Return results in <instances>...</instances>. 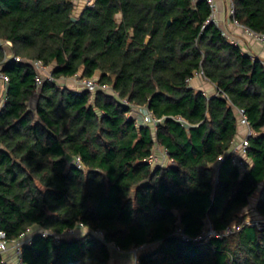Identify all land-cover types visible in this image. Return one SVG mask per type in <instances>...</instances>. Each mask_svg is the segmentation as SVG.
I'll return each instance as SVG.
<instances>
[{
    "label": "trees",
    "instance_id": "1",
    "mask_svg": "<svg viewBox=\"0 0 264 264\" xmlns=\"http://www.w3.org/2000/svg\"><path fill=\"white\" fill-rule=\"evenodd\" d=\"M232 1L237 22L264 32V0ZM76 7L0 0V43H11L0 44L10 78L0 108V230L11 242L31 238L23 263L108 264L114 250L144 246L139 264H264V229L245 223L253 198L264 216V62L211 21L208 0H95L75 16ZM33 60L55 81L37 87ZM197 71L229 99L191 87ZM97 73L111 92L65 83ZM139 107L163 119L156 131L136 124ZM235 107L256 132L246 170L229 155ZM157 143L172 163L152 164ZM232 224L241 228L208 241L177 233L197 238Z\"/></svg>",
    "mask_w": 264,
    "mask_h": 264
},
{
    "label": "built area",
    "instance_id": "2",
    "mask_svg": "<svg viewBox=\"0 0 264 264\" xmlns=\"http://www.w3.org/2000/svg\"><path fill=\"white\" fill-rule=\"evenodd\" d=\"M94 1L95 0H87L85 6H93ZM208 3H209L210 8L212 10L211 21L214 22V16L213 15H214V12L216 11V2H215V0H208ZM234 11H235V6H234L233 1L231 0L230 12H231L232 16L234 15ZM235 23L237 25L241 26L244 29V31L248 34V36H250V37L254 38L255 40L260 41L262 43L264 42V32H257L255 30L251 29L250 27L237 22L236 20H235ZM0 44L4 45V46H10L11 45V43L8 41L2 42ZM8 59L13 60V61H18V62H22L24 60L20 56H16V55L7 56V60ZM32 63L38 69V74L36 75V86L37 87H40L41 84L46 80L55 81V78L51 72V68L49 66L45 65L43 63V61L33 60ZM195 75H201L204 78H207L203 71H197V72H195ZM9 81H10L9 76L7 74H5L4 72H2L0 69V108H2L7 101V95L6 94H7V88H8ZM74 82L76 83L75 85L81 90L96 91L99 88H102V89L107 90L109 92L112 91V89L109 85H101L98 82V78H95V77H74ZM220 94L223 95L225 98L229 99L226 94H224L220 89L217 88V94L216 95H220ZM124 102L126 104L128 103L126 100ZM235 109H236V113L238 115L239 124L245 128V132L240 137L235 138V140L233 142V146L229 152V155L232 156V160H233V163L235 165L239 166L242 170H246V168H247L246 163L248 160L247 151L250 147L249 139L251 136L255 135L256 132L253 130V128L251 126L250 120L248 118V115H247L245 109L239 108V107H235ZM139 110L141 113V117L135 118L137 125L152 123L155 126H157V124L159 122H162V120H163L162 118L155 117L153 112L151 110H149V108H147V107H139ZM130 115H131V113H130ZM180 120H182V119H180ZM164 152L167 154L166 149H164ZM220 159H222V157ZM149 160L153 161L152 155L149 158ZM74 162L78 168L83 169V164H82L81 158L79 156H77L75 158ZM245 223L248 225H251V226H255L259 230H263L264 229V216H261L258 213H256V215L253 217L249 216L245 220ZM240 228H241V225L232 224V225L228 226L223 232L222 231L220 232V231L215 230L211 225H209L208 228L204 231V233L202 235L198 236L197 238H191V237L187 236L186 234H184L182 232L181 228L178 229L177 233L182 235L184 240L208 241L209 239H211L213 237H222L223 235L233 233ZM74 232H75V229L69 231L70 234H72ZM102 233L103 232H97V234H99V235H101ZM30 239H31L30 237H25L23 239L14 240L11 242L7 238L6 231L0 230V254L6 253L10 249L11 246H14L16 248V250L18 251V253L20 254L23 245L28 243L30 241ZM143 247L144 246H141L139 248H135L132 250V252L134 253V256H135L134 264H139L138 252ZM118 250H120V249H118ZM17 264H24L23 261L21 260V258L19 259Z\"/></svg>",
    "mask_w": 264,
    "mask_h": 264
},
{
    "label": "crops",
    "instance_id": "3",
    "mask_svg": "<svg viewBox=\"0 0 264 264\" xmlns=\"http://www.w3.org/2000/svg\"><path fill=\"white\" fill-rule=\"evenodd\" d=\"M195 2L199 0H194ZM216 2V11L214 12V22L220 27L224 35L231 41L238 44L244 53L249 54L254 58H259L264 62V42L255 40L254 38L248 36L244 29L235 23V19L230 12L231 0H215ZM99 74V73H98ZM190 86L203 91L207 96H214L217 94V87L214 85L208 78H204L201 75H195L189 80ZM66 85L70 88H75L74 77L66 79ZM75 85V86H74ZM78 88V87H77ZM37 98H33L31 106L34 107ZM131 115L135 118H140L141 113L139 108H134L131 111ZM152 124V123H150ZM154 130L156 131V126L152 124ZM245 128L239 124V131L237 138L243 135ZM164 147L160 146L158 143L153 149V161L151 160L154 166H165L172 163L173 161L169 158L168 154L164 152ZM83 230V229H82ZM75 229L76 233L86 232L89 229L84 228ZM42 231L38 227H33L31 233ZM74 232V233H75ZM6 263L8 264H17L20 257V254L14 246H11L10 249L2 254ZM135 256L131 251H118L114 250L112 252L111 260L108 264H134Z\"/></svg>",
    "mask_w": 264,
    "mask_h": 264
},
{
    "label": "rangeland",
    "instance_id": "4",
    "mask_svg": "<svg viewBox=\"0 0 264 264\" xmlns=\"http://www.w3.org/2000/svg\"><path fill=\"white\" fill-rule=\"evenodd\" d=\"M86 1L87 0H76V15L75 16H77V14L80 12V10H81V8H83L85 5H86ZM98 73L95 75V78H98ZM78 77H79V75H78ZM62 84L64 83V81L63 82H61ZM65 83H66V80H65ZM74 84H76L75 82H74ZM256 199L255 198H253V200H252V202H251V205H250V212H249V215L248 216H250V217H253V216H255L256 215V213H257V211L255 210V207H256ZM73 235H75V234H73ZM67 236H72V235H70V234H68ZM135 260V259H134Z\"/></svg>",
    "mask_w": 264,
    "mask_h": 264
},
{
    "label": "water",
    "instance_id": "5",
    "mask_svg": "<svg viewBox=\"0 0 264 264\" xmlns=\"http://www.w3.org/2000/svg\"><path fill=\"white\" fill-rule=\"evenodd\" d=\"M72 20L75 21V20H77V18L76 17H72ZM169 23H170V21H169Z\"/></svg>",
    "mask_w": 264,
    "mask_h": 264
}]
</instances>
